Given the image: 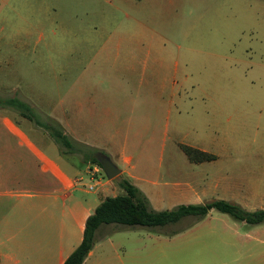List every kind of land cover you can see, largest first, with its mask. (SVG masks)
<instances>
[{"label": "crops", "instance_id": "crops-1", "mask_svg": "<svg viewBox=\"0 0 264 264\" xmlns=\"http://www.w3.org/2000/svg\"><path fill=\"white\" fill-rule=\"evenodd\" d=\"M262 1L214 3L228 5L230 10L237 5L238 15L240 5H260ZM147 32L160 46L159 31ZM82 53L91 57L83 67V79L77 81V94L70 85L60 100L59 112L54 107L47 109L40 101L32 104L41 115L55 119L74 141L102 152L120 174L96 182L94 189L88 190L95 168L73 164L44 131L17 112L1 109L0 264H62L81 243L85 220L99 203L124 194L116 178L136 187L155 211L171 209L162 208L164 203L201 204L222 190L230 191L229 186H221L227 174L212 176L220 157L208 150L207 80L201 83L193 77L198 71L191 70L188 63L190 52L161 45L84 47ZM183 109L190 114L188 128L201 135L195 144H181L173 138L178 123L182 124L179 116ZM172 117L171 148L188 146L215 159L192 163L184 154L187 161L181 168V161L169 153L162 169ZM181 171L185 172L183 183L179 182ZM226 195L232 200L235 197ZM213 212L208 213V224L194 223L178 234L208 226V231L200 233L208 238V261L264 264V223L248 226ZM211 219L219 223H211ZM214 225L229 229L235 243L214 248V236L220 238L211 228ZM139 228L100 226L82 264H201L187 260L186 253L175 247L177 234L165 236Z\"/></svg>", "mask_w": 264, "mask_h": 264}, {"label": "rangeland", "instance_id": "rangeland-1", "mask_svg": "<svg viewBox=\"0 0 264 264\" xmlns=\"http://www.w3.org/2000/svg\"><path fill=\"white\" fill-rule=\"evenodd\" d=\"M209 2L0 0V97L20 99L38 114L34 105L39 101L47 109L54 107L59 112L60 100L68 87H74L77 94V81L83 79V67L91 57L81 54L84 47H181L182 52H190L191 70L198 71L193 77L201 83L207 80L208 150L220 157L212 176L227 174L221 186H229L230 190H222V194L212 195L203 203L215 198L231 201L228 193L235 196L232 202L244 209H263L264 1L260 5H240L238 15L237 5L230 10L228 5ZM148 29L159 31L160 46L150 40ZM189 118V111L183 109L179 116L182 124L178 123L177 136L173 137L185 145L195 144L200 135L188 128ZM172 123L173 117L166 136L162 169L169 153L181 161V168L187 161L182 150L171 148ZM66 157L73 164L95 168L90 186L107 180L101 167L84 164L82 154ZM181 173L179 182L183 183L185 172ZM160 174L164 175L161 170ZM116 179L118 183L121 181ZM114 188L119 194L120 190ZM173 206L164 203L162 208ZM191 221L193 218H184L173 225L139 229L165 236L175 233V247L186 253L187 260L217 264L215 259L208 261V238L200 234L208 231V226L178 234L194 223L208 224V214L200 221ZM209 221L219 223L214 219ZM211 228L220 235L212 240L214 248L224 249L235 243L229 229L220 225Z\"/></svg>", "mask_w": 264, "mask_h": 264}, {"label": "trees", "instance_id": "trees-1", "mask_svg": "<svg viewBox=\"0 0 264 264\" xmlns=\"http://www.w3.org/2000/svg\"><path fill=\"white\" fill-rule=\"evenodd\" d=\"M6 108L16 110L20 116L44 131L62 155L80 153L84 164H96L100 167L95 155L104 156V154L74 141L57 121L43 117L40 113H36L31 105L15 97H0V110ZM81 149L85 151L83 152ZM181 150L192 163L215 159L214 156L192 147L181 146ZM118 185L124 194L107 197L99 203L93 213L85 220L81 243L62 264H82L95 243L96 230L102 225L113 224L129 228L154 229L176 224L184 218H193L191 222H197L202 220L210 211L228 215L232 220L248 226L264 223V208L247 211L237 203L222 199H213L201 204H182L170 210L155 211L150 207L146 197L128 181L121 180Z\"/></svg>", "mask_w": 264, "mask_h": 264}, {"label": "water", "instance_id": "water-1", "mask_svg": "<svg viewBox=\"0 0 264 264\" xmlns=\"http://www.w3.org/2000/svg\"><path fill=\"white\" fill-rule=\"evenodd\" d=\"M101 170L106 179L111 180L120 174V170L110 161L106 156H102L98 159Z\"/></svg>", "mask_w": 264, "mask_h": 264}, {"label": "built area", "instance_id": "built-area-1", "mask_svg": "<svg viewBox=\"0 0 264 264\" xmlns=\"http://www.w3.org/2000/svg\"><path fill=\"white\" fill-rule=\"evenodd\" d=\"M93 189H94L93 186L88 187V190H93Z\"/></svg>", "mask_w": 264, "mask_h": 264}]
</instances>
